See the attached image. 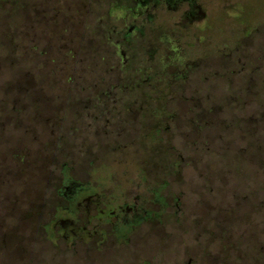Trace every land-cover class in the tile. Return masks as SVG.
Here are the masks:
<instances>
[{"label": "flooded vegetation", "instance_id": "obj_1", "mask_svg": "<svg viewBox=\"0 0 264 264\" xmlns=\"http://www.w3.org/2000/svg\"><path fill=\"white\" fill-rule=\"evenodd\" d=\"M252 5L248 0H10L4 14L11 12L14 19L0 18V181L6 170H32L29 181L35 184L40 171L54 202L38 224L48 241L67 247L124 243L145 221L159 223L167 203L178 202L177 192L167 189L179 171L178 108L204 104L183 96L194 64L184 49L188 42L175 38L174 30L156 38L149 32L167 22L161 12L177 13L168 19L175 27L202 32L193 34L205 42L195 58L216 52L217 74L232 79L246 64L242 57L253 58L243 39L258 26L246 32L242 27ZM99 6L105 11L100 16ZM225 18L231 19L230 28ZM98 55L106 64L100 70ZM86 73L91 80L80 84ZM65 74L76 76L78 85L62 98L52 91L70 82ZM256 78L250 71L247 90ZM201 113L188 120L191 131L208 135L210 119L206 110ZM225 230L203 229L202 264H238V243L220 244L223 251L234 248L232 259L210 258L213 241ZM259 251L254 250L255 263L263 259Z\"/></svg>", "mask_w": 264, "mask_h": 264}, {"label": "rangeland", "instance_id": "obj_2", "mask_svg": "<svg viewBox=\"0 0 264 264\" xmlns=\"http://www.w3.org/2000/svg\"><path fill=\"white\" fill-rule=\"evenodd\" d=\"M248 2L253 4V10L244 12L242 29L246 32L258 27L243 42L247 51L252 47L253 58L241 55L246 64L232 79L224 80L217 74L220 70L216 52L195 58L205 42H197L193 34L202 32L175 27L172 18L177 13L161 12L160 18L167 22L149 32L156 38L174 30L175 38L179 37L181 43L188 42L189 46L184 43V49L191 52L187 56L194 64L190 66L183 96L200 98L204 104L178 108L181 118L174 141L179 171L167 189L171 186L179 199L177 203H167L161 221H145L124 243L109 240L98 247L92 242L67 247L59 240L53 244L38 227L52 210V187L42 181L40 171L34 176L35 184H31L32 170L17 174L6 170L5 180L0 181V264H141L142 260L148 264H185L188 259L191 264H202L203 229L207 226L226 229L221 239L213 241L210 258L232 259L234 248L229 246L223 251L220 244L238 243L241 249L236 253L241 256L238 264H264V256L261 260L258 257L256 263L253 260L255 249L264 255V0ZM103 8L99 6V16L105 12ZM9 9L10 0L0 1V18L11 22L14 19L11 12L4 14ZM81 19L84 20L83 15ZM224 24L230 28L231 19L225 18ZM244 43L240 52L245 50ZM72 45L74 42L67 44ZM102 51V44L98 43L99 55ZM85 54L84 62H88L89 52ZM99 55L100 70L106 64ZM250 71L257 78L254 85L250 83L252 90H247L249 83L245 80ZM68 77H72L68 87L63 81L62 87L55 86L52 92L62 98L73 95L78 81L74 75H64L65 79ZM91 77L89 73L81 74L79 83L85 84ZM239 98L241 104L236 101ZM215 100L224 101L223 105L206 107L207 102ZM203 110L210 119L208 135L201 130L191 131L188 121L196 119ZM190 138L195 141L194 150L188 145ZM155 227L158 232L153 231Z\"/></svg>", "mask_w": 264, "mask_h": 264}]
</instances>
